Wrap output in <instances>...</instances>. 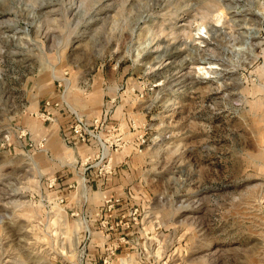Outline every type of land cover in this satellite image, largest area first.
<instances>
[{"label": "rangeland", "instance_id": "1", "mask_svg": "<svg viewBox=\"0 0 264 264\" xmlns=\"http://www.w3.org/2000/svg\"><path fill=\"white\" fill-rule=\"evenodd\" d=\"M44 106L105 152L45 150ZM0 264H264V0H0Z\"/></svg>", "mask_w": 264, "mask_h": 264}, {"label": "crops", "instance_id": "2", "mask_svg": "<svg viewBox=\"0 0 264 264\" xmlns=\"http://www.w3.org/2000/svg\"><path fill=\"white\" fill-rule=\"evenodd\" d=\"M102 93H101V98L103 99V104H102L101 109H98V108L96 109L97 106L96 105L93 106L91 104V102L88 105L84 104L83 107H80V106H82L81 102H80V106L78 109L87 111L89 113V114H87V116L92 115L91 117H93L94 115H97L96 112L99 113L100 110L102 111L105 103L108 104V102L109 103L112 102L111 100L107 99L108 97H112L109 95V93L104 92V91ZM84 95H86L85 97H87V98H88V96H90L89 94L87 95V93H85ZM66 96L67 95L64 94V98L68 99V96L67 97ZM73 105L75 106V104H73ZM43 109L47 110V113H48V115L46 116V115H44L45 112H43L42 115H44L45 117L41 116L42 126H43L42 130H44V133L42 132L43 133L42 135H45L48 138V141L45 143V146H46L45 150L48 149V150L52 151L51 148H53L54 150L55 149L58 150V149H60L61 146L63 147L65 144V146H67L69 149L74 150V154L76 155V158L79 161L84 158L83 154L89 153L91 155H94V154L96 155L99 152V147H97L95 145H88V143L80 141L79 138L73 134L72 126H71L73 119H72V114L70 112H68L67 110H63L61 108H54V107H47L46 108L44 106ZM120 128L122 131L121 125H120ZM132 133H134V132L132 131ZM64 136H66L65 139H67V141L64 139ZM129 137H131V144H129V146H127V147L132 148L133 147L132 136H129ZM65 149H67V148H65ZM129 152H130V150H129ZM131 155H133L131 152L128 154L125 153L124 148H121L119 150L114 151L113 159H114L115 173L117 175H118V169L121 171L123 170L121 167L125 166L124 163L128 162L127 158L128 157L130 158ZM117 167H120V168L116 169ZM82 171L84 173H87L91 179L95 180L93 182V185L90 186V188H91L90 193H92V195L94 196V193L100 191L103 194V196H102L103 201L105 199V196H113L116 193L119 194L118 192L121 190L120 187H122L121 193L124 192V194H126V190H129L128 193H131L132 186H129V185L124 186V183L119 185V186L115 185L114 183H116V182H114V178L112 175H108L107 178H105V176H102L99 174L97 168H95V167H93L87 171H86V168L84 169V167H83ZM123 173L124 172H122V174ZM83 178L85 181V177H83ZM67 183H68V187L73 186L70 182H67ZM81 185H82L81 187L84 188V190L88 189L86 183L82 182ZM64 188L66 189L67 185H65ZM94 188H97V191H95ZM76 190H78V189H76ZM124 194H122V196L119 194V197H121L123 200L122 205H124L125 203H129V200L131 201V197H129L128 194L124 196ZM131 196H133V195H131ZM81 198L86 201L87 196L85 194H81L80 199ZM124 201H125V203H124ZM71 202H73L74 204H77V203L81 202V200H79L78 202H75L74 198H73V200H71ZM129 204H126V205H129Z\"/></svg>", "mask_w": 264, "mask_h": 264}, {"label": "built area", "instance_id": "3", "mask_svg": "<svg viewBox=\"0 0 264 264\" xmlns=\"http://www.w3.org/2000/svg\"><path fill=\"white\" fill-rule=\"evenodd\" d=\"M47 104L49 105L50 102L48 101ZM74 114H75L73 118L74 123L71 125L73 134L77 136L79 140L82 142H87L90 136L97 139L98 142L103 146V149L105 152V146L107 145H106L105 139L103 138L102 134H100V132L94 131L91 128V124L86 122V120L82 118L81 116H79L78 113H74ZM100 161L101 163H100L99 173L103 176H108V175L113 174L114 165L112 163V158L103 153L102 160ZM107 202H108V209L110 210L112 206H115L116 204H120L121 198L120 197L109 198Z\"/></svg>", "mask_w": 264, "mask_h": 264}, {"label": "bare ground", "instance_id": "4", "mask_svg": "<svg viewBox=\"0 0 264 264\" xmlns=\"http://www.w3.org/2000/svg\"><path fill=\"white\" fill-rule=\"evenodd\" d=\"M205 73H209V71H206Z\"/></svg>", "mask_w": 264, "mask_h": 264}]
</instances>
